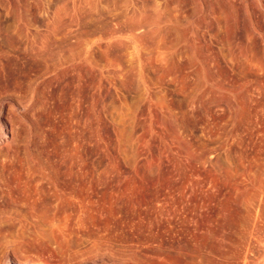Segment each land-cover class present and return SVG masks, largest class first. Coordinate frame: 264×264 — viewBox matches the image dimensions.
<instances>
[{"label":"rangeland","instance_id":"1","mask_svg":"<svg viewBox=\"0 0 264 264\" xmlns=\"http://www.w3.org/2000/svg\"><path fill=\"white\" fill-rule=\"evenodd\" d=\"M0 264H264V0H0Z\"/></svg>","mask_w":264,"mask_h":264},{"label":"bare ground","instance_id":"2","mask_svg":"<svg viewBox=\"0 0 264 264\" xmlns=\"http://www.w3.org/2000/svg\"><path fill=\"white\" fill-rule=\"evenodd\" d=\"M35 7V6H34ZM17 8V7H16ZM36 8V7H35ZM59 8V7H58ZM58 11V10H57ZM63 11H65V10H63ZM52 12V11H51ZM89 12V11H88ZM57 13V12H56ZM60 13V12H59ZM62 13V12H61ZM60 13V14H61ZM87 13V12H86ZM54 14V13H53ZM83 15V14H82ZM50 16V15H49ZM55 16V15H54ZM84 18V17H83ZM33 19V18H32ZM49 19V18H48ZM58 19V18H57ZM49 21V20H48ZM17 22V21H16ZM50 22V21H49ZM57 23V22H56ZM47 24V23H46ZM53 24V23H52ZM52 24H50L51 26H52ZM44 25V24H43ZM67 25V24H66ZM46 26V25H45ZM48 26V25H47ZM37 27V26H36ZM50 27V26H49ZM52 27H54V25L52 26ZM19 28V27H18ZM14 29V28H13ZM55 30H56V28H54ZM46 31V30H45ZM18 32H20V31H18ZM49 32V31H48ZM47 32V33H48ZM68 33V32H67ZM16 34V33H15ZM69 34V33H68ZM81 34V33H80ZM24 35V34H23ZM36 34H34V36H35ZM59 35V34H58ZM57 35V36H58ZM82 35H84V34H82ZM25 36V35H24ZM60 36V35H59ZM62 36H64L65 37V35H62ZM17 37H18V35H17ZM67 37V36H66ZM72 37V36H71ZM80 37V36H79ZM82 37V36H81ZM31 38H32V35H31ZM56 38V37H55ZM76 38H77V35H76ZM69 39H70V37H69ZM21 40V39H20ZM76 40V39H75ZM26 41V40H25ZM65 41V40H64ZM27 42V41H26ZM72 42V41H71ZM67 43H69V42H67ZM75 43V42H74ZM71 44V43H70ZM69 45V44H68ZM74 45V44H73ZM82 45V44H81ZM36 46V45H35ZM40 47V46H39ZM51 47V46H50ZM72 47V46H71ZM73 48H75V47H73ZM77 48V47H76ZM83 48H85V47H83ZM45 49V48H44ZM68 49V48H67ZM37 50V49H36ZM80 50V49H79ZM82 50V49H81ZM30 51H32V50H30ZM40 51V50H39ZM51 51H53V50H51ZM59 53V52H58ZM34 54V53H33ZM37 55V54H36ZM54 55H55V53H54ZM40 57V56H39ZM40 59V58H39ZM67 59V58H66ZM10 122H11V117H10ZM77 172V171H76ZM78 176V175H77ZM83 181V180H82ZM81 183H84V181L83 182H81Z\"/></svg>","mask_w":264,"mask_h":264}]
</instances>
